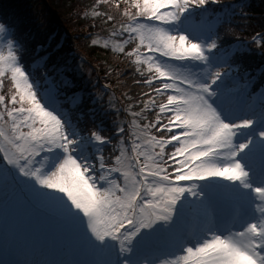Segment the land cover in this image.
<instances>
[{"label": "snow or ice", "instance_id": "obj_1", "mask_svg": "<svg viewBox=\"0 0 264 264\" xmlns=\"http://www.w3.org/2000/svg\"><path fill=\"white\" fill-rule=\"evenodd\" d=\"M100 4L115 15L85 16L148 89L111 136L0 16V264H264V85L239 59L264 56V33L226 43L241 6L223 0Z\"/></svg>", "mask_w": 264, "mask_h": 264}, {"label": "trees", "instance_id": "obj_2", "mask_svg": "<svg viewBox=\"0 0 264 264\" xmlns=\"http://www.w3.org/2000/svg\"><path fill=\"white\" fill-rule=\"evenodd\" d=\"M224 1L227 0H223V2ZM260 1L261 5L256 8L255 11L250 10L248 14H246V16L249 17L247 21L237 18L232 22L230 31L224 32L222 30L225 42H231L238 38L246 40L253 34L264 31V0ZM95 3L96 0H0V16L7 15L12 19L17 28L16 36L26 49L25 59L29 61H32L36 57V45L39 43L45 44L42 39V32L46 30L50 31L54 25H58L67 28L69 35H71L72 32L75 33L79 39L78 42L86 49V57L90 60L94 68L104 74L110 72L108 77L112 87H116L115 91H125V95L127 96H125L126 101L131 103L130 101H132V99L128 97L136 98L139 94L148 90L145 86L136 83V81L142 78L136 74L134 65L128 60L126 65L122 67L119 63L120 60L116 58H124L122 54L114 53L105 48L96 49L88 46L89 40L86 35L93 31L92 27L97 26L102 33L108 35L112 28V24L111 22H102V17L93 19L89 15L85 16V13L91 11L90 9L92 8V11L96 9H99L100 12L111 11L112 14L115 15V10H110L109 6L105 4L98 5L94 9L93 5H95ZM85 28L86 31L84 30ZM73 41L74 40H71V38L67 39V43H73ZM256 52L257 51H253L251 54H248L249 56L244 62L246 65H251L249 68H254L264 62V56L257 55L258 53ZM54 56L56 55L52 57ZM54 63H57V57H54ZM52 64L51 62L45 67L49 73L54 70V66L50 67ZM242 67L243 65L241 63L240 70L243 69ZM114 72H118L119 76L121 75L117 84L113 81L114 78L111 77V74ZM70 76L75 80V91L84 88L83 84L75 78V75ZM119 76H117V78H119ZM6 90L7 89L4 91ZM87 95L91 96L90 93ZM120 98L125 100L124 97L118 96V99ZM87 99V101L90 102L92 97ZM139 107L134 110H139ZM86 110L87 109L84 108L82 111L84 120L81 119V124L89 121L92 122L91 116ZM73 117L76 118V116ZM85 126L88 127L87 124H85ZM110 153L108 151L106 154L108 155Z\"/></svg>", "mask_w": 264, "mask_h": 264}, {"label": "rangeland", "instance_id": "obj_3", "mask_svg": "<svg viewBox=\"0 0 264 264\" xmlns=\"http://www.w3.org/2000/svg\"><path fill=\"white\" fill-rule=\"evenodd\" d=\"M122 7H123V5H122ZM90 10H92V8H91ZM66 29H67V28H66ZM92 29H93V32L91 33V35H90V36L86 35V36H88L87 38H88V40H89V42H88V46H90V47H94V48H96V49L104 48V47L102 46V45H103V39L106 38L108 35L104 36L105 33H102V34H101V30H100L99 28L92 27ZM84 30L86 31V28H85ZM86 33H87V32H86ZM86 33H85V34H86ZM69 38H71V40H74V41H73V43H67V44L65 45L66 48H65V51L63 52V54L68 55L70 52L74 51V52H79V53H81L82 55H84V57H85V61L83 62V64H84V66H85V69H81V68L76 67L77 64H72V65H71V66H74V67L76 68L77 73H78L80 76L83 77L84 82L86 83V82H88V81L91 80V79L93 80V76H92V75H94V76H97L98 78H100L102 82H107V80H109L108 82H110V84H111V81H110V79H109V77H108L109 74H110V72L104 74V73L99 72L97 69L94 68V66L92 65V63L90 62V60L86 57V56H87L86 49L83 47V45H81V44L78 42L79 39L77 38L76 34L72 32L71 35H69ZM93 39H99V40H100V44H99V45H93V44L91 43V41H92ZM5 49H6V48H5ZM6 50H7V49H6ZM109 50H110V49H109ZM74 55H75V54H74ZM74 55H72V56H74ZM115 57H116V56H115ZM79 58H82V56L80 55ZM116 58H117L118 60H120L119 63H120V66H122V67H124V66L126 65V62L129 60V58H127V57H124V58H118V57H116ZM77 61H78V59H77ZM89 62H90V63H89ZM106 76H107V79H106ZM117 76H119V73H118V72H114V73L111 74V77L114 78L113 81H115L116 84L118 83V81H119L121 75L119 76V78H117ZM110 84L108 83V85H109L110 88H111L112 86H111ZM7 86H8V85H7V79H5V89H7ZM112 88H114V87H112ZM5 89H4V90H5ZM107 90H108L107 87H106V88L104 87V93H106ZM123 92H124V91L122 90V91L119 92V93H123ZM97 95H98L97 97H99V98H101V97L103 96V94H100L99 92L97 93ZM107 100L115 101V98L112 97V96H108V97H107ZM22 219H23V218H22ZM32 219H33V222L36 221V218H32ZM38 225H39V227L37 228V230H35V232H34V234H33V235H35V236H37L38 233H39L40 231H43V227H42L41 224H40V220H39ZM30 229H31V228L27 227V228H25V231L28 232V233H30ZM32 229H33V227H32Z\"/></svg>", "mask_w": 264, "mask_h": 264}]
</instances>
